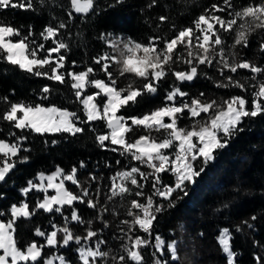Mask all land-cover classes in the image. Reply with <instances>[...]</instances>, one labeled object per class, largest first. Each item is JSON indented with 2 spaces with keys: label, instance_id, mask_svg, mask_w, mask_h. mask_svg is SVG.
<instances>
[{
  "label": "snow or ice",
  "instance_id": "6c2138e0",
  "mask_svg": "<svg viewBox=\"0 0 264 264\" xmlns=\"http://www.w3.org/2000/svg\"><path fill=\"white\" fill-rule=\"evenodd\" d=\"M126 2L0 0V14L59 10L39 33L31 24L25 31L0 15V64L51 82L39 87L40 102L0 94V183L7 184L19 166L30 162L34 149L26 145L35 138L46 151L89 133L100 150L127 160L115 161L120 167L104 184L91 171L81 182L84 160L70 169L57 164L27 179L20 198L0 207V264H192L184 250L191 244L195 251L206 232L177 221L165 235L158 227L161 218L190 196L217 154L246 131L248 121L264 119V0H148L141 12L164 9L146 17L149 26L155 21L152 34L100 31L92 40L102 48L90 62L69 64L73 29L76 37L87 39L92 16ZM193 8L201 10L189 23L176 22ZM162 25H168L167 31ZM199 80L213 87L211 96L185 90ZM161 90L160 103L153 105ZM54 94L62 96L61 104L50 99ZM104 167L111 168L108 163ZM239 191L237 185L233 192ZM77 205L93 210L94 217L85 219ZM228 208L230 201H222L210 211L223 215ZM261 218L264 212L214 225L224 264H244L230 244V229L254 233ZM21 219L30 229L24 241ZM110 238L118 243L110 245ZM252 247L264 250V243L253 239ZM250 255V264H264V251Z\"/></svg>",
  "mask_w": 264,
  "mask_h": 264
},
{
  "label": "trees",
  "instance_id": "16d2710c",
  "mask_svg": "<svg viewBox=\"0 0 264 264\" xmlns=\"http://www.w3.org/2000/svg\"><path fill=\"white\" fill-rule=\"evenodd\" d=\"M147 2L148 0H127L122 7L118 6L99 17L92 16L91 25L85 30L87 39L76 37V30L73 29L72 51L68 54L69 64L71 60H76L78 63L90 62V57L96 55L102 48L101 43L92 40V37L100 31L107 30L134 37L152 34L155 21L153 20L152 25L149 26L146 17L151 18L162 14L164 9L156 7L141 12L140 9ZM204 2H208V0H204ZM200 10V8H193L190 12L179 17L176 22L178 24L189 23L193 15ZM173 11L175 12L176 9ZM53 14L59 15V10L55 13L37 15L20 9H9L0 15L17 26H24L25 31L26 26L31 24L36 33H39L48 21L49 15ZM167 28L168 25H162L164 31H167ZM44 83L51 84V82L43 79L29 76L12 66L0 64V94H6L11 99L40 102L38 89ZM123 83L126 81L122 82V85ZM55 87L59 89L60 93L67 92L63 85H55ZM185 90L193 93L207 91L210 96L214 91L209 82L204 80L193 82ZM219 94L218 91L217 95ZM162 95L163 91L161 90V94L152 100V104L160 103ZM50 99L57 104L62 103L60 94H54ZM72 108L76 110L75 105ZM184 123L188 122L185 121ZM35 139V143L26 145L34 149L30 162L27 165L19 166V170L12 174L7 184L0 183V190L3 191L5 197L3 201H0V207L5 206L9 200L14 202L20 198L19 188L25 184L27 179L32 178L40 170H54V166L57 164L65 169H70L72 165L78 166L79 161L84 160L87 163V168L80 169L78 172L81 182L87 180V173L91 171L98 175L101 178L100 183L104 184L107 182L108 176L120 167L115 164L117 159L127 163V160L120 157L118 153L100 150L89 133L61 140L58 146L51 147L46 151H41L42 142L39 138ZM105 163H108L111 168H105ZM237 185L240 186L239 193L233 192ZM71 187L74 188L75 186ZM222 201H230V208L224 209L223 215L213 216L210 210L219 207ZM77 207L80 208L85 219L94 217L95 212L93 210L84 205H77ZM262 212H264V119H258L248 121L246 131L229 148L221 150L217 154L216 159L190 190V196L182 201L172 213L162 217L158 227L166 235L167 230L174 227L177 221H184L190 230L196 229L206 232L203 240L196 244L195 251L189 244L184 252L192 264H224L225 258L215 239L218 233L214 231V225L219 223L221 226H227L229 220L235 224L253 214L261 216ZM185 218H187L186 221ZM109 219L112 220L113 218L109 216ZM38 220L39 218L31 223L34 225ZM28 223L24 219L18 222L21 241L27 240L30 236ZM116 223L117 221L113 220L112 231H115ZM44 226L47 227L46 220ZM230 230L233 234L230 244L233 245L234 250L240 253L244 264H250L251 252L264 251L252 247L253 239H258L264 243V218L257 222L254 233L248 229H245L244 233H235L234 228ZM117 243L116 240L109 239L110 245Z\"/></svg>",
  "mask_w": 264,
  "mask_h": 264
},
{
  "label": "rangeland",
  "instance_id": "374dc122",
  "mask_svg": "<svg viewBox=\"0 0 264 264\" xmlns=\"http://www.w3.org/2000/svg\"><path fill=\"white\" fill-rule=\"evenodd\" d=\"M35 195H36V193L33 192V193L31 194V197L34 198ZM25 199H28V198H25ZM223 256H224V255H223Z\"/></svg>",
  "mask_w": 264,
  "mask_h": 264
}]
</instances>
